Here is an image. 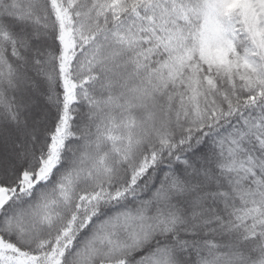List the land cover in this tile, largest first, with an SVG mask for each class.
Returning <instances> with one entry per match:
<instances>
[{
    "label": "snow or ice",
    "instance_id": "obj_1",
    "mask_svg": "<svg viewBox=\"0 0 264 264\" xmlns=\"http://www.w3.org/2000/svg\"><path fill=\"white\" fill-rule=\"evenodd\" d=\"M0 264H264V0H0Z\"/></svg>",
    "mask_w": 264,
    "mask_h": 264
}]
</instances>
